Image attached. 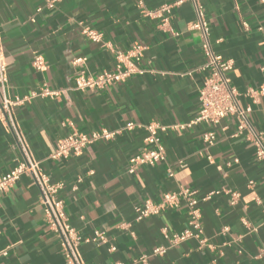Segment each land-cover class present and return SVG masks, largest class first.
<instances>
[{
  "label": "crops",
  "instance_id": "1",
  "mask_svg": "<svg viewBox=\"0 0 264 264\" xmlns=\"http://www.w3.org/2000/svg\"><path fill=\"white\" fill-rule=\"evenodd\" d=\"M47 1L0 0L6 95L25 100L15 110L22 140L51 182L63 184L57 198L65 204L69 223L90 240L80 246L84 262L264 264V160L256 156L255 135L237 133L236 118L212 128L214 145L203 140L210 130L205 125L169 130L161 136L165 160L134 174L129 161L145 148V132L139 128L94 143L66 161L50 158L58 141L75 131H112L130 122L170 127L197 116L207 73L202 36L190 29L196 21L191 4L174 7L166 24L153 13L178 0H61L53 10ZM203 5L214 51L233 61L230 84L240 104L251 106L252 131L264 139V96L250 93L264 84V0H204ZM83 26L101 33L104 44L85 37ZM135 43L145 47L139 63L143 75L104 90H75L80 71L75 59L86 58L88 74L97 78L115 72V53L126 54ZM36 56L46 62L43 72L33 67ZM46 87L60 95L33 96ZM21 158L15 135L0 122V178ZM182 188L199 199L217 194L199 205L204 243L191 239L171 247L172 238L187 227L186 202L141 221H136L137 209ZM233 192L240 196L235 204ZM95 232L104 233L107 242H92ZM160 247L166 252L153 256ZM6 249L0 264H67L29 176L0 192V251Z\"/></svg>",
  "mask_w": 264,
  "mask_h": 264
},
{
  "label": "built area",
  "instance_id": "2",
  "mask_svg": "<svg viewBox=\"0 0 264 264\" xmlns=\"http://www.w3.org/2000/svg\"><path fill=\"white\" fill-rule=\"evenodd\" d=\"M61 0H48L46 7L53 10ZM190 3L196 14V21L191 24L190 29L198 31L202 36V51L205 56V63L202 70L207 73L202 87L199 89V112L197 116L188 124H178L176 126H166L160 123H150L140 125L134 122L127 123L118 130H101L90 133L73 132L58 141L54 152L50 158L55 161H66L67 159L80 156L90 145L97 142H111L124 131H133L137 128L143 129L145 136L143 143L145 148L142 152L134 155L129 161V173L134 174L140 167L155 166L163 162L166 158L165 148L161 136L169 130H187L197 125H205L210 130L203 136V140L208 145L216 142V133L212 130L219 125L222 120L236 118L238 120L237 133L242 134L250 130L255 135L256 156L264 160V139L252 131L249 116L252 113L251 106L244 107L239 102L240 94L237 89L231 86L228 73L233 70V61L225 59L215 53L211 42V30L205 16L204 0H178L173 4H165L153 13L155 17L163 19L168 24L172 10L176 6ZM42 8L38 9L41 12ZM173 36L178 37L176 31L170 30ZM82 34L95 44H104L103 35L89 27L82 28ZM145 47L135 43L126 53L116 52L115 72H103L97 78L90 76L86 70V58L75 59L74 64L80 67L79 74L75 80V90L85 92L87 90H104L118 83L124 82L133 75H143L145 71L139 68V63L144 55ZM0 49V122L5 125L16 137L21 146L22 158L15 166L0 178V192H6L23 176L32 178L34 184L40 192V201L44 209L47 224L61 240V246L67 264H86L80 254V246L83 240L74 229L65 214V204L58 199L59 192L63 189V184H53L47 174L43 172L39 162H37L25 146L15 118V110L23 104L25 100L16 98L10 100L6 95L8 74L7 63L1 57ZM33 67L40 72L46 70V62L42 56H36L33 60ZM251 95L264 96V84L258 91L250 92ZM60 92L44 88L39 94L33 96L58 97ZM197 193L191 189L182 188L178 192L166 193L159 203L151 201L137 209L136 221H141L150 216L159 215L162 211L176 210L180 203L185 201L188 207L187 227L180 234L173 237L170 246L174 247L191 239L200 240L203 229L200 223L201 213L199 205L207 202L217 193H210L201 199L197 198ZM232 204L239 200V194L231 193ZM92 242L105 244L106 237L102 232H95ZM204 243V241H201ZM115 248L112 247L111 251ZM167 248L160 247L152 252L153 256H161ZM264 252V249L262 250ZM8 255V249L0 251V259ZM146 257H144L145 259ZM124 264V263H119Z\"/></svg>",
  "mask_w": 264,
  "mask_h": 264
}]
</instances>
